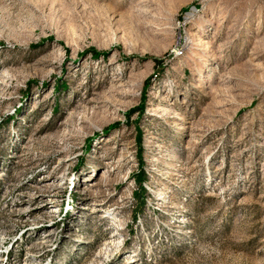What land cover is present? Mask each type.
<instances>
[{
	"label": "rangeland",
	"instance_id": "374dc122",
	"mask_svg": "<svg viewBox=\"0 0 264 264\" xmlns=\"http://www.w3.org/2000/svg\"><path fill=\"white\" fill-rule=\"evenodd\" d=\"M0 264H264V0H0Z\"/></svg>",
	"mask_w": 264,
	"mask_h": 264
},
{
	"label": "trees",
	"instance_id": "16d2710c",
	"mask_svg": "<svg viewBox=\"0 0 264 264\" xmlns=\"http://www.w3.org/2000/svg\"><path fill=\"white\" fill-rule=\"evenodd\" d=\"M158 63V61H156ZM61 87L58 86L56 89L59 90ZM138 159H137V171L134 173L133 180L136 184V190L133 192L134 196V201L136 203L134 213L133 215L136 216L134 217V220L137 219L141 214H143L144 208L146 206V198L147 196V191L144 187V184L147 181V175L145 171L143 170V161L141 158V149L140 152L138 153ZM132 233V230H130Z\"/></svg>",
	"mask_w": 264,
	"mask_h": 264
}]
</instances>
